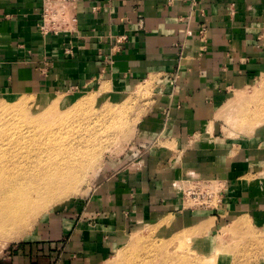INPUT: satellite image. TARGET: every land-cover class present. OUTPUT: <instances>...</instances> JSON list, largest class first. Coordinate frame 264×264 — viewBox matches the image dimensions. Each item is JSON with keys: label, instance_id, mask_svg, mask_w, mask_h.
Returning <instances> with one entry per match:
<instances>
[{"label": "crops", "instance_id": "0c3cea01", "mask_svg": "<svg viewBox=\"0 0 264 264\" xmlns=\"http://www.w3.org/2000/svg\"><path fill=\"white\" fill-rule=\"evenodd\" d=\"M41 9L42 0H0L1 93L46 101L95 81L126 91L153 82L140 137L153 147L102 184L92 220L78 228L81 246L70 248L74 233L61 230L67 257L82 252L77 264H98L118 219L124 228L161 212L190 219L180 215L184 177L223 184L208 217L215 226L238 220L264 230V132L230 138L215 118L225 95L249 84L264 61V0H77L75 32L57 35L39 32Z\"/></svg>", "mask_w": 264, "mask_h": 264}, {"label": "rangeland", "instance_id": "374dc122", "mask_svg": "<svg viewBox=\"0 0 264 264\" xmlns=\"http://www.w3.org/2000/svg\"><path fill=\"white\" fill-rule=\"evenodd\" d=\"M263 31L262 29L259 37L264 36ZM263 81L264 61L260 62L249 84L234 88L225 95L215 115L219 134L230 138L252 136L259 132L263 134L264 113L260 118L261 114L258 112L264 104ZM149 83L151 82H141L126 91L119 86L113 87L109 82L95 81L83 89L52 92L47 95L46 101L41 100L42 96L35 93L0 92V106L5 107L6 111L15 112L17 114L15 120H24V115L26 118H32L50 104H54L58 117L63 118L65 117L63 114L66 113L68 116L66 120L75 121L72 123L78 126L76 134L80 133L83 141L81 143L87 145L89 152L82 156V159L87 160V164L76 173V185L69 192L65 193L69 189L62 192L58 198L60 202L51 203L40 214L26 216L22 225L17 224L18 226L11 231H7L6 237L0 240V264H17L24 256L29 257L28 264H77L81 261L78 255L83 254L82 252L72 254L70 257L62 252L67 233L61 230H69V235L71 232L74 233L69 239L70 248L81 246L82 244H78L80 242L78 228L80 224L89 223L88 221L93 218L91 201L94 195L101 187L105 189L102 184L108 179H112L118 171L132 162H136L142 154L153 147V142L141 141L140 138L142 119L145 114L148 115L150 104L148 100L153 87V82L152 86ZM80 98H83V101L79 100ZM254 114L257 117H254ZM42 124L44 126V121ZM43 126L36 129L37 134L34 137L38 141L50 139L49 145L74 141L71 139L72 131L66 125L60 126L66 129H52L49 135L44 133ZM78 140L80 138L75 142ZM162 143L163 141L159 140L155 144ZM41 145L45 146L43 143ZM184 180L186 177L179 179L180 185L176 186L180 194L182 210L180 215L183 212H190L191 214L187 215L191 217L190 219L186 218L184 221L179 219L177 222L169 219L168 224H163L160 223L163 216L161 212L142 218L143 220L133 217L127 222L129 223L127 228H124L123 219L117 218V229L111 232L110 236L106 235L111 250L98 264H123L124 260L121 261L116 256L117 249H120L122 254L124 252L125 256L131 249L140 251L137 248L139 249L143 243L159 244L175 235L181 245H184L181 253L189 256L188 264H264V230L249 225L238 229L232 224L215 226L217 221L208 217L219 209L205 210L201 206L190 205V202L183 198ZM72 182L73 180L67 184L70 186ZM64 237L65 239H62ZM159 261L152 256L146 260L148 264H161Z\"/></svg>", "mask_w": 264, "mask_h": 264}, {"label": "bare ground", "instance_id": "6f19581e", "mask_svg": "<svg viewBox=\"0 0 264 264\" xmlns=\"http://www.w3.org/2000/svg\"><path fill=\"white\" fill-rule=\"evenodd\" d=\"M79 100L77 101L79 102ZM80 105H82L81 102ZM1 112L3 115H0V240L6 237L7 231L22 225L26 216L40 214L51 203L60 202L58 198L62 192L69 189L65 192L67 193L76 185V173L87 164V160L82 159V156L86 152L89 153L87 145L81 143L83 141H81L80 133L76 134L78 126L72 123L75 121L66 120L68 118L66 113L63 114L65 117H58L54 104H50L42 112H39V115L36 114L32 118H26L24 115V120H15L17 114L12 110L6 111L5 107H1ZM258 112L261 114V118L264 113V104L258 109ZM255 115L254 117H257ZM52 125L54 127H48ZM64 125L70 127L73 142L49 145L50 139L38 141L34 137L37 134V128L43 126L42 130H45L44 133L49 135L54 128L57 130L66 129L60 128ZM77 138L80 140L75 142ZM41 143L45 146H42ZM72 180L73 182L69 186L67 183ZM169 219L168 215L164 216L160 219V223L168 224ZM244 224L245 222L237 220L233 226L238 229ZM177 238L175 235L159 244L143 243L139 249L137 248L140 251L131 249V252L125 256L120 249H117L115 253L118 259L124 260L123 264H134L136 261V264H148L146 260L149 256H152L153 259L158 258L161 264H188L189 256L181 253L184 245H181ZM124 250L126 252V249Z\"/></svg>", "mask_w": 264, "mask_h": 264}, {"label": "built area", "instance_id": "2783aa9c", "mask_svg": "<svg viewBox=\"0 0 264 264\" xmlns=\"http://www.w3.org/2000/svg\"><path fill=\"white\" fill-rule=\"evenodd\" d=\"M75 2L77 0H42L39 32L56 35L64 32H75L77 23V16L73 11ZM219 183L220 181L217 179L186 178L184 180L183 198L189 201L192 206L197 205L205 210L215 211L220 207L222 200L223 184Z\"/></svg>", "mask_w": 264, "mask_h": 264}]
</instances>
